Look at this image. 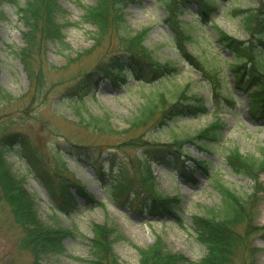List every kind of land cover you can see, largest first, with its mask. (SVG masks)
Masks as SVG:
<instances>
[{"label": "rangeland", "instance_id": "rangeland-1", "mask_svg": "<svg viewBox=\"0 0 264 264\" xmlns=\"http://www.w3.org/2000/svg\"><path fill=\"white\" fill-rule=\"evenodd\" d=\"M56 1V20L66 39L61 43L40 40L38 35L40 52L35 51L33 70L39 77L35 83L19 57L29 30L20 12L26 0H0V87L5 95L10 94L0 96V136L22 132L43 150L52 165L62 158L68 169L60 166L58 170L80 180L93 201L86 203L85 198L78 196L69 213L55 209L43 181L16 151L20 146H14L15 150L6 153L7 163L35 197L41 219L53 227H65L70 233L63 239L60 253L35 258L31 250L21 247L25 231L15 221L10 205L1 204L0 264H93L91 241L97 224L117 230L113 233L114 250L123 264H140V249L159 238L171 252L199 261L208 250L198 239L193 216L207 214L210 208L222 205V194L215 188L218 182L244 196L252 193L254 187L261 190L248 236L255 255L252 257V249L246 248L243 253H236L231 264H264V171L254 183L246 175L233 172L225 158L227 151L235 147L244 154L264 155V114L252 118L248 113L251 93L261 86L260 80L264 81V44L260 39L264 38V23L250 26L264 10V0H214L217 10L207 14V20L200 18L196 0H187L184 10L180 7L171 15L168 8L174 3L168 7L163 0H132L122 10L124 22L120 31L101 36H97L94 24L85 22L87 8L97 0ZM248 15H252V21L247 26ZM171 21L182 27L178 36ZM143 29L147 30L144 44L154 57L160 62H173L177 70L150 82L131 74L117 84L110 78L96 76V83L88 89L72 93L87 72L113 56L123 58L128 53L123 37ZM220 30L243 44L254 42L258 50L262 47L256 55L258 63L242 60L253 67L257 78L247 77L238 83L240 75L234 70L238 55L217 41ZM180 92L190 97L186 99L188 104L202 98L206 113L184 112L167 120L163 127L148 123L125 131L145 105L158 103L155 101L160 99L159 94L174 100ZM90 114L108 116L116 130L104 133L88 126ZM161 114L154 113V123ZM215 121L220 137L217 142L208 143L207 150H200L184 138ZM137 137L160 143L184 142L177 149L183 153L180 157L187 165V173L177 169L175 160H152L150 165L159 191L180 198L171 215L154 217L149 210H133L129 204H119L106 189L109 178H98L92 159H80L72 145L101 159L111 174V163L142 156L144 149L132 145ZM205 161L207 167L199 163ZM246 228L245 223L238 227L240 231Z\"/></svg>", "mask_w": 264, "mask_h": 264}, {"label": "trees", "instance_id": "trees-1", "mask_svg": "<svg viewBox=\"0 0 264 264\" xmlns=\"http://www.w3.org/2000/svg\"><path fill=\"white\" fill-rule=\"evenodd\" d=\"M130 1L132 0H97L95 5L87 8L85 22L96 26L97 36L106 35L114 30L119 32L124 22L122 10ZM186 1L163 0V3L168 7L174 3L172 7L168 8L169 15H171L172 12H175V9L180 7L184 10ZM196 1L201 19H206L207 14L217 10L214 0ZM56 3V0H26L25 6L20 7L21 18L29 30L25 37L26 46L20 51L19 57L23 60L30 78L35 83L38 80L37 77H39V74H35V70H33L35 51L40 52L38 35H40V40H54L64 43L66 39L61 25L56 20L58 10ZM1 17L2 14L0 13ZM247 18L248 26L252 21V15H248ZM260 23H264V10L259 16H255V21L250 26ZM171 27L177 36L182 31V27H178L173 21H171ZM146 32L147 30L143 29L134 35L124 36L123 42L125 45H123L128 53L124 54L123 58L113 56L105 61L103 65L87 72L73 87L72 93L76 94L88 89L96 83V76L110 78L117 84L120 81H125V78L131 74L136 79L150 82L159 80L173 70H177L173 62H160L154 57L152 51L144 44ZM263 33L264 30H261V36ZM35 36H37V40ZM260 39L264 44V38L260 37ZM95 41L98 42L99 40L95 38ZM217 41L237 53L239 63L235 65L234 70L239 72V84L247 77L250 80L257 78V73L253 67L243 63L242 60L247 58L251 62L257 60L258 63L256 55L259 54L258 51L261 53V46L258 50V45L254 42L243 44L242 41L228 35L223 30L219 31ZM188 57L191 58V56ZM260 84L261 86L255 88L251 93L252 106L249 107L248 113L252 118L264 114V81L260 80ZM5 94L6 92L0 87V96L2 98L10 97L9 93ZM158 97L160 99L155 101L158 103L149 102L145 105L130 120L129 128L125 131L142 127L148 123L155 127H163L167 124V120L172 121L184 112L204 114L207 111L202 98H196L193 103L188 104L186 99L190 97L181 92L174 100L168 99L164 93L159 94ZM158 111H161L162 114L154 123L153 116ZM217 124V121H215L212 125L184 138L188 142L197 145L200 150H207L208 143L219 140L220 132ZM87 125L104 133H112L116 130L108 116L102 117L90 114ZM178 141L180 140L160 143L137 137L132 145L144 149L142 156H132L126 162L111 163V174L108 173V169L101 159L85 153L84 149L77 144L72 145L75 155L80 159H83V157L92 159L91 165L93 164L92 168L98 178L102 180L106 177L109 178L106 189L119 204H129L132 209L136 208L140 211L149 210L154 217H165L174 213L179 205L180 198L178 196L163 195L159 191L150 165L152 160L155 162L161 160L172 162V160H175L177 169L182 173H187V165L180 157L183 153L177 149L184 142ZM16 145L20 146V150L16 151L27 159L37 176L43 181L55 202V209L67 214L76 206L78 196L85 198L86 203H88L93 201L91 194L80 180L72 179L58 170L60 166L65 170L68 169L67 163L62 158L58 160L56 165H52L47 160L43 150L22 132L2 133L0 136V205L5 203L10 205L15 221L24 229L25 235L20 240L21 247L31 250L35 258L60 253L63 250V239L70 231L62 226L53 227L45 223L36 207L35 197L30 195L24 188L23 179L11 172L6 160V153L9 150H15L14 146ZM225 156L226 164L233 172L246 175L254 183L259 181V175L264 171V155L257 157L244 154L235 147L230 148ZM199 163L204 167L208 166L207 161ZM215 185V188L222 194V205L219 208H210L207 214L193 216V225L198 239L207 246L208 251L205 256L199 261H191L184 254L171 252L165 242L159 238L151 246L140 249V264H231V260L236 253L239 251L243 253L246 248L252 249L250 253L252 257L255 255L253 253L255 249L252 247V241L249 240L248 236L251 233L250 227L253 221V212L256 208L257 194L261 190L254 187L252 193L244 196L219 182ZM244 223L247 228L245 231H240L238 227ZM94 232L95 235L91 241L92 263L123 264L114 250L113 233L117 230L97 224L94 226Z\"/></svg>", "mask_w": 264, "mask_h": 264}]
</instances>
